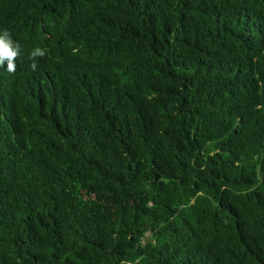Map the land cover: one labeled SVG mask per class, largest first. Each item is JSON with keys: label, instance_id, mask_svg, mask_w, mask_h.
<instances>
[{"label": "trees", "instance_id": "trees-1", "mask_svg": "<svg viewBox=\"0 0 264 264\" xmlns=\"http://www.w3.org/2000/svg\"><path fill=\"white\" fill-rule=\"evenodd\" d=\"M5 28L0 264H264V0H0Z\"/></svg>", "mask_w": 264, "mask_h": 264}, {"label": "clouds", "instance_id": "clouds-1", "mask_svg": "<svg viewBox=\"0 0 264 264\" xmlns=\"http://www.w3.org/2000/svg\"><path fill=\"white\" fill-rule=\"evenodd\" d=\"M22 49L18 41L13 40L12 35L8 29L0 30V67H4L6 63V70L9 73H15L16 61L21 57ZM47 50L36 47L28 56L31 61L30 67L33 71L37 68V58L46 56Z\"/></svg>", "mask_w": 264, "mask_h": 264}]
</instances>
